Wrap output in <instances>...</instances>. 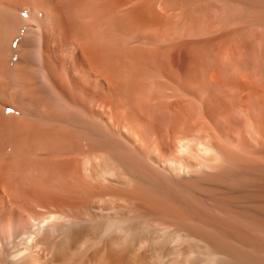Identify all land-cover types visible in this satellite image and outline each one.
<instances>
[{"label":"bare ground","instance_id":"6f19581e","mask_svg":"<svg viewBox=\"0 0 264 264\" xmlns=\"http://www.w3.org/2000/svg\"><path fill=\"white\" fill-rule=\"evenodd\" d=\"M0 264H264V0H0Z\"/></svg>","mask_w":264,"mask_h":264}]
</instances>
